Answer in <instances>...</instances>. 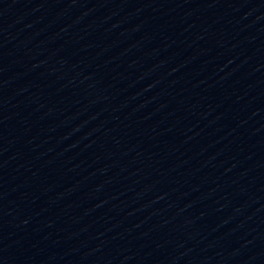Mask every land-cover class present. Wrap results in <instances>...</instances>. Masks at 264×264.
Instances as JSON below:
<instances>
[{"label":"water","instance_id":"95a60500","mask_svg":"<svg viewBox=\"0 0 264 264\" xmlns=\"http://www.w3.org/2000/svg\"><path fill=\"white\" fill-rule=\"evenodd\" d=\"M0 264H264V0H0Z\"/></svg>","mask_w":264,"mask_h":264}]
</instances>
